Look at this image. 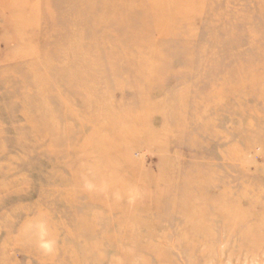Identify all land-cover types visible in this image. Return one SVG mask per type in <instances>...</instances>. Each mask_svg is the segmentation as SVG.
<instances>
[{
  "label": "rangeland",
  "instance_id": "374dc122",
  "mask_svg": "<svg viewBox=\"0 0 264 264\" xmlns=\"http://www.w3.org/2000/svg\"><path fill=\"white\" fill-rule=\"evenodd\" d=\"M0 264H264V0H0Z\"/></svg>",
  "mask_w": 264,
  "mask_h": 264
}]
</instances>
